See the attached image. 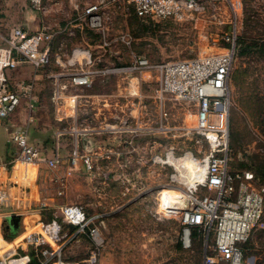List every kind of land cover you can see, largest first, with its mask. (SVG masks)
<instances>
[{"label":"rangeland","instance_id":"374dc122","mask_svg":"<svg viewBox=\"0 0 264 264\" xmlns=\"http://www.w3.org/2000/svg\"><path fill=\"white\" fill-rule=\"evenodd\" d=\"M87 1L93 0H43V8L36 9L27 0H0V30L13 25L28 31L42 26L56 30L78 21L76 16ZM239 2L237 50L229 75L228 147L231 165L250 169L264 183V48L239 51L245 44L264 43V0ZM107 10L106 23L113 30L128 32L132 38L129 47L118 43L95 48L96 36L85 28L84 33L73 28V35L58 33L55 37L66 41V51L79 45L89 48L92 56L98 55L88 68L123 67L137 54L155 63L216 51L221 43L212 38L226 28V23L218 22L225 19L224 12L195 19L148 20L134 18L126 0L112 1ZM69 69L50 60L36 71L32 105L21 100L0 118V138L8 140L10 155L15 144L9 141V132L24 127L28 141L45 153L58 145L63 157L53 169L39 164L28 181L20 182L19 217L16 226L4 229L0 224L3 240L22 228L21 218L28 224L36 218L45 220L57 215L59 204L76 203L86 213L97 215L101 242L96 245L85 235L72 236L64 247L65 264H201V244L195 232L191 246L184 248L178 219L155 212L159 192L163 201L172 193L166 187L182 185L176 180L178 170L181 179L188 176L185 169L194 170V166L200 173L197 162L192 159L194 164L187 165L184 159L185 154L186 158H199L207 149L205 138L193 127V107L167 96L162 114L153 96V71L118 70L94 73L88 85L67 86L64 94L76 99L72 110L70 97H65L67 106L63 102L56 105L51 98L55 81L65 82ZM56 71L61 74L48 76ZM31 76L33 71L25 64L12 71L18 81ZM131 87H136L135 93L130 92ZM243 96L247 100L242 102ZM130 107L132 121L115 131V125L121 124L116 123L117 117H127ZM72 148L87 153L92 166L85 168L79 160L67 171L66 157ZM8 209L0 204V211ZM91 254L94 260L90 262Z\"/></svg>","mask_w":264,"mask_h":264},{"label":"built area","instance_id":"2783aa9c","mask_svg":"<svg viewBox=\"0 0 264 264\" xmlns=\"http://www.w3.org/2000/svg\"><path fill=\"white\" fill-rule=\"evenodd\" d=\"M27 1L36 9L43 8V0ZM112 1H87L76 16L78 21L64 23L56 30L42 26L28 31L21 25L0 30V118L10 114L21 100H25L28 107L32 105L34 76L50 60L71 70L65 82L55 81L51 98L57 105L65 104V97H70L68 106L72 110L76 99L73 94H64L67 86L88 85L94 73L153 71V96L160 112L165 113L162 108L167 96L192 106L193 127L207 143L206 151L199 158L191 157L201 167V173L194 166V170L185 169L188 176L181 179L178 170L176 180L182 185L166 187L172 193L163 201L159 192L156 214L178 219L179 240L184 248L191 246L195 232L201 244V264H264V183L250 169L233 167L228 147L232 105L229 75L237 50L239 0H126L133 14L155 20L195 19L205 13L221 15L224 12L225 19L218 22L226 23V28L212 38L213 42L219 41L221 47L155 63L137 54L123 67L88 68L99 59L98 55L92 56L89 48L79 45H72L66 51V41L62 37L55 40V37L58 33L73 35V28L84 33L85 28L95 34V48L118 43L129 47L132 38L128 32L113 30L106 23L107 8ZM75 62L78 66H73ZM22 64L32 69L33 76L18 81L12 77V71ZM52 74L61 73L56 71L48 76ZM135 91L136 87L130 88L131 93ZM129 116H133L131 107L127 117H117L116 123L121 124L115 125L114 130H123L122 126L132 121ZM8 137L15 149L8 161L0 162V204L8 205L12 213L17 214L20 182L28 181L39 164L53 169L61 164L63 157L58 145L45 153L28 141L24 127L12 128ZM79 160L85 168L92 166L87 153H78L72 148L66 157L67 171ZM57 193L61 194V190ZM57 210V215L45 220L36 218L30 224L22 218V228L5 240L8 245H0V264H65L64 247L74 235L76 239L85 235L94 244H100L101 236L95 223L97 215L86 213L76 203H61ZM88 260H94L93 254Z\"/></svg>","mask_w":264,"mask_h":264},{"label":"crops","instance_id":"0c3cea01","mask_svg":"<svg viewBox=\"0 0 264 264\" xmlns=\"http://www.w3.org/2000/svg\"><path fill=\"white\" fill-rule=\"evenodd\" d=\"M9 151H10V149H9L8 140L6 138L5 139L0 138V159H1L0 162H6L10 159L11 155H10ZM10 213H12L11 207H9V209L6 211H0V224L2 223L1 225H4L3 226L4 229H7V228H5V224L8 222V215ZM21 220H22V218H21ZM23 221H24V218H23ZM0 241H1L0 245H2V246L8 245V243L3 240L1 235H0ZM3 242H4V244H2Z\"/></svg>","mask_w":264,"mask_h":264},{"label":"trees","instance_id":"16d2710c","mask_svg":"<svg viewBox=\"0 0 264 264\" xmlns=\"http://www.w3.org/2000/svg\"><path fill=\"white\" fill-rule=\"evenodd\" d=\"M133 14V13H132ZM133 16H134V18H140V17H138V16H136L135 14H133ZM148 20H149V18H148ZM259 46H262L263 48H264V43H253V44H250V45H243L242 47H240L239 48V51L240 52H242V51H245L247 48L248 49H252V48H258ZM261 48V47H260ZM247 97H245V96H243V97H241V101L243 102V101H245V100H247L246 99ZM246 103V102H245ZM260 172H262V171H260ZM256 175V174H255ZM258 178H259V180H260V177L258 176V175H256ZM50 218V217H49ZM12 237V235L11 236H7V238H11Z\"/></svg>","mask_w":264,"mask_h":264},{"label":"water","instance_id":"95a60500","mask_svg":"<svg viewBox=\"0 0 264 264\" xmlns=\"http://www.w3.org/2000/svg\"><path fill=\"white\" fill-rule=\"evenodd\" d=\"M18 215L15 213H10L8 215V222L5 224V228L9 226H16Z\"/></svg>","mask_w":264,"mask_h":264},{"label":"bare ground","instance_id":"6f19581e","mask_svg":"<svg viewBox=\"0 0 264 264\" xmlns=\"http://www.w3.org/2000/svg\"><path fill=\"white\" fill-rule=\"evenodd\" d=\"M167 156H169V154H167ZM186 156H188V154H185V160L187 161V165H189V164H194V162H193V160H192V158H191V156H190V158H186ZM183 157H180L179 159H182ZM189 161V162H188ZM180 162H183L182 160L180 161ZM180 165V164H179ZM182 165V164H181ZM200 173H201V167H200ZM0 243H1V241H0Z\"/></svg>","mask_w":264,"mask_h":264}]
</instances>
